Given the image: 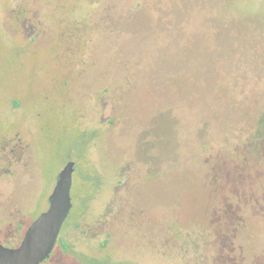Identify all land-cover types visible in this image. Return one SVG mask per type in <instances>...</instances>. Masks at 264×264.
Returning a JSON list of instances; mask_svg holds the SVG:
<instances>
[{"label":"rangeland","instance_id":"rangeland-1","mask_svg":"<svg viewBox=\"0 0 264 264\" xmlns=\"http://www.w3.org/2000/svg\"><path fill=\"white\" fill-rule=\"evenodd\" d=\"M66 167L40 264H264V0H0V244Z\"/></svg>","mask_w":264,"mask_h":264},{"label":"water","instance_id":"water-1","mask_svg":"<svg viewBox=\"0 0 264 264\" xmlns=\"http://www.w3.org/2000/svg\"><path fill=\"white\" fill-rule=\"evenodd\" d=\"M71 167L62 170L49 198L48 208L24 231L14 248L0 244V264H40L51 253L70 209Z\"/></svg>","mask_w":264,"mask_h":264},{"label":"flooded vegetation","instance_id":"flooded-vegetation-1","mask_svg":"<svg viewBox=\"0 0 264 264\" xmlns=\"http://www.w3.org/2000/svg\"><path fill=\"white\" fill-rule=\"evenodd\" d=\"M17 15H19V13L17 14ZM14 113L15 111H11V110H9V111H7V113H6V121L7 122H10L11 124H12V133H13V136H11L7 141H6V144L5 145H9L10 146V149H9V152H10V154H11V152L12 153H14V154H16V158H15V156H11V159L9 160L8 159V157L6 158H2V159H6V160H9V162L10 163H12L13 161H19V155L20 156H22V151H23V149H22V151H21V148L19 147L18 148V146H19V144H22V142H21V140H20V138L18 137V134H19V132H20V129H19V126H20V124H18V120H15V116L14 115H12L10 118H9V115L11 114V113ZM11 120V121H10ZM18 129H19V131H18ZM24 145V144H23ZM25 146L27 147V144H25ZM27 149H28V147H27ZM0 172H2V170H0ZM119 183H121V182H119ZM26 230V229H25ZM23 237V236H22ZM22 239V238H21Z\"/></svg>","mask_w":264,"mask_h":264}]
</instances>
